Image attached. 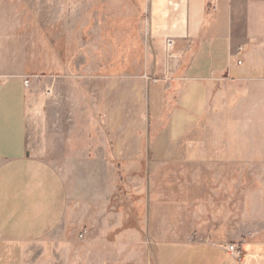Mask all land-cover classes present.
Returning a JSON list of instances; mask_svg holds the SVG:
<instances>
[{"label": "rangeland", "instance_id": "1", "mask_svg": "<svg viewBox=\"0 0 264 264\" xmlns=\"http://www.w3.org/2000/svg\"><path fill=\"white\" fill-rule=\"evenodd\" d=\"M144 22L141 0H0V49L32 76L29 140L78 201L54 264H156L172 242L240 248V220L264 215V108L240 106V78L215 83L174 156L135 157L150 150L158 76Z\"/></svg>", "mask_w": 264, "mask_h": 264}, {"label": "crops", "instance_id": "2", "mask_svg": "<svg viewBox=\"0 0 264 264\" xmlns=\"http://www.w3.org/2000/svg\"><path fill=\"white\" fill-rule=\"evenodd\" d=\"M141 1L147 44L158 47L149 71L158 76L146 83L150 150L136 158L174 156L204 114L211 88L225 78H240L241 107L252 97L254 111L264 108V0ZM167 37L174 46L164 55ZM19 60L0 49V264H54L58 248L67 250L59 243L78 201L29 140L32 76L11 64ZM104 195L110 200L109 189ZM207 232L196 229L197 236L223 237ZM240 242L237 257L222 240L160 244L156 264H264V215L243 216Z\"/></svg>", "mask_w": 264, "mask_h": 264}, {"label": "built area", "instance_id": "3", "mask_svg": "<svg viewBox=\"0 0 264 264\" xmlns=\"http://www.w3.org/2000/svg\"><path fill=\"white\" fill-rule=\"evenodd\" d=\"M174 46V41L171 37H167L164 40V48L166 50V52H171L172 48ZM27 83V81H26ZM80 236H83L82 234H80ZM226 250L233 255L234 257H237L240 251L239 246L236 243H227L226 244Z\"/></svg>", "mask_w": 264, "mask_h": 264}]
</instances>
